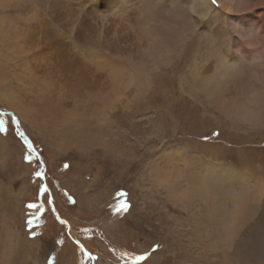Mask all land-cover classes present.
Returning a JSON list of instances; mask_svg holds the SVG:
<instances>
[{
	"label": "rangeland",
	"instance_id": "374dc122",
	"mask_svg": "<svg viewBox=\"0 0 264 264\" xmlns=\"http://www.w3.org/2000/svg\"><path fill=\"white\" fill-rule=\"evenodd\" d=\"M188 1L150 0L162 34L160 47H170L174 61L182 58L188 41L202 35L203 63L208 73L220 67L216 74L222 76L223 94L232 97L224 98L222 105L213 93L198 90L191 71L197 45L181 73L157 76L161 87L153 102L143 100L133 109L135 114L120 120L109 114L99 117L96 123L102 134H90L84 149L64 146L57 133L33 127L5 105L1 91L0 139L9 157L5 163L0 158V264H251L262 257L254 254L253 242L264 231V0H249L255 7L251 20L248 25L239 22L252 41L248 46L230 29L234 24L230 26L229 13L235 25L246 14L225 9L233 0H209L204 23L188 10ZM0 16L7 17L3 24L11 21L8 12L0 11ZM6 32L0 38L2 76L13 71L10 62L31 68L20 60V40ZM252 48L259 54L252 56ZM133 63L152 78L149 59L139 57ZM140 87L137 94L147 96L152 84ZM168 105L169 121L163 127L153 120L160 119ZM241 108L253 111L254 118L241 117ZM89 120L94 121L92 116ZM19 137L31 142L43 166ZM260 166L261 173L254 172L253 177L261 179L257 192L263 199L253 209L254 219L242 228L240 237L246 241L238 239V256L223 262L217 205L223 191L221 169L243 172ZM235 181L243 186L242 178ZM170 183L176 189L173 193L165 188ZM243 187L251 192L252 186ZM34 204L39 206L31 209Z\"/></svg>",
	"mask_w": 264,
	"mask_h": 264
},
{
	"label": "bare ground",
	"instance_id": "6f19581e",
	"mask_svg": "<svg viewBox=\"0 0 264 264\" xmlns=\"http://www.w3.org/2000/svg\"><path fill=\"white\" fill-rule=\"evenodd\" d=\"M156 1L160 4L163 2V0ZM149 4L150 0H0V11L8 12V16L11 17L9 24H3L1 21H6L7 17L0 16V38L5 37L6 31H12L16 39L20 40L19 52L23 55L20 60L23 65L30 63L31 66L29 69L22 68L18 61L10 62L13 63L14 69L7 71V74L3 76L0 69V94L4 91L2 98L5 105L25 120L27 119L33 127H41L52 134L57 133L58 138L64 139V146L71 144L84 149L89 145L90 134L98 137L102 134V127L96 123L99 117L109 114L120 120L127 113H132L134 108H139L143 100L145 104L153 102L152 98L161 87L157 76L163 77L169 72L173 75L181 73L196 45L195 64L191 71L194 72V79L198 80L200 86L198 90L202 92L205 90L211 95L213 93L221 105L224 103V98L231 100L230 93V97L223 94L222 81L220 82L222 76L216 74L220 67L213 73L211 70L208 73L207 66L203 63L205 59L204 47L201 43L202 35H197V40L188 41L184 46L185 51L180 56L182 58L176 60L174 58L173 61L170 58L172 52L170 47L167 45L160 47L162 34L158 30V22L153 16V10L150 11ZM187 7L191 13L198 16L197 20L200 23H204L206 10L210 9L209 0H189ZM225 9L229 12H246L236 25L233 22L235 18L230 13L228 17L230 26L233 24L235 26V28L230 27L236 35L234 38L244 45H250L252 41L243 26H238L239 22L251 20L250 14L252 15L255 7L249 0H233ZM161 16L164 17L165 13H160ZM258 54L257 50L252 48V56ZM139 57L149 59L152 63L153 68H151L154 71L152 78L144 71L140 73L136 64L134 65L133 62ZM1 60L3 59L0 58ZM164 63L167 65L165 66ZM6 76L9 80L5 79ZM149 78L152 88L147 96L138 95L137 90L140 84L151 85ZM177 78L179 81L184 80L183 76H177ZM7 84H11L12 87L8 89ZM133 88H136V91ZM196 98L199 102L202 101L200 96ZM23 99L29 111H24L20 104L23 103ZM196 103V106L203 107L197 101ZM169 107V105L164 107L162 109H165L164 115L153 121H158L159 125L166 127L169 121L167 115ZM160 109L161 107L158 110ZM239 110L241 117L254 118L253 111L243 108ZM90 116L94 121L89 120ZM153 121L149 123L156 124ZM112 125L117 124L112 122ZM95 141L97 143L98 139ZM107 147L109 146L106 144ZM6 156L9 157L7 145L0 139V158L3 163L7 162ZM244 164L250 166L248 163ZM256 168L239 172L222 167L221 174L214 171L217 175H221L220 179L223 183V191L217 204L221 216L220 253L223 262L227 259L231 262L230 257L234 259L236 255L238 256L240 243L238 244L237 241L241 240L242 228L254 219L253 209L256 208L257 201L263 199L261 192H257V183H260L261 179L253 177L254 172L261 173V166L258 170ZM153 172L158 182L157 169ZM166 173L167 171L164 172ZM241 178L243 186H252L249 188L251 192H247L248 189L243 186L234 185V181L239 182ZM173 184L170 183L165 187L168 193H173ZM255 239L254 254H260L262 259L258 260L259 257H256L255 262L252 261L251 264H264V231L257 234ZM12 254L14 255L13 251Z\"/></svg>",
	"mask_w": 264,
	"mask_h": 264
},
{
	"label": "flooded vegetation",
	"instance_id": "af4514ba",
	"mask_svg": "<svg viewBox=\"0 0 264 264\" xmlns=\"http://www.w3.org/2000/svg\"><path fill=\"white\" fill-rule=\"evenodd\" d=\"M19 139H20L21 141H24V142L26 143V147H27V150L29 151V153H31L32 151H35V152L38 154V152H37L35 149H33L32 144H31L30 141H28V140H24V137H23V139H22L21 137H19ZM31 155H32V154H31ZM38 155H39V154H38Z\"/></svg>",
	"mask_w": 264,
	"mask_h": 264
},
{
	"label": "water",
	"instance_id": "95a60500",
	"mask_svg": "<svg viewBox=\"0 0 264 264\" xmlns=\"http://www.w3.org/2000/svg\"><path fill=\"white\" fill-rule=\"evenodd\" d=\"M31 154L37 159V161L39 162V164L41 166H43V163H41L40 160H39V158H40L39 155L35 151H32ZM51 209H52V207H51Z\"/></svg>",
	"mask_w": 264,
	"mask_h": 264
},
{
	"label": "trees",
	"instance_id": "16d2710c",
	"mask_svg": "<svg viewBox=\"0 0 264 264\" xmlns=\"http://www.w3.org/2000/svg\"><path fill=\"white\" fill-rule=\"evenodd\" d=\"M0 125H1V124H0ZM0 128H1V127H0ZM111 205H114V206H111L114 210H115L116 208H118L117 205H115V204H113V203H111ZM38 206H39V204H34V205L31 206V209H32V208H35V209H36Z\"/></svg>",
	"mask_w": 264,
	"mask_h": 264
},
{
	"label": "snow or ice",
	"instance_id": "6c2138e0",
	"mask_svg": "<svg viewBox=\"0 0 264 264\" xmlns=\"http://www.w3.org/2000/svg\"><path fill=\"white\" fill-rule=\"evenodd\" d=\"M212 2H213V3H215V2H216V0H212ZM36 175H37V176H39V175H40V173L38 172V173H36ZM125 207H127V206L125 205ZM136 259H137V260H139V259H142V257H136Z\"/></svg>",
	"mask_w": 264,
	"mask_h": 264
}]
</instances>
